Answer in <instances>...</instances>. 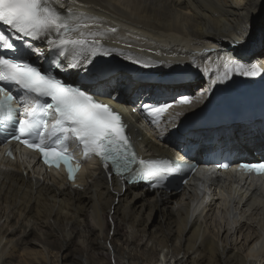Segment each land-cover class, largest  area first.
I'll return each mask as SVG.
<instances>
[{
	"label": "bare ground",
	"instance_id": "obj_1",
	"mask_svg": "<svg viewBox=\"0 0 264 264\" xmlns=\"http://www.w3.org/2000/svg\"><path fill=\"white\" fill-rule=\"evenodd\" d=\"M252 2L59 0V5L76 12H80L81 8L90 9L93 12L90 15L99 18L93 30L100 31L105 24L115 28L119 24L127 26V22H132L134 30L142 33L148 31L163 39L164 51L180 53L183 61H189L191 67H195L199 55L211 54L214 48L230 47L234 41L252 42L258 34H263L260 36L262 39L253 44L249 59L264 63V32L256 30L257 26L264 25V10L252 9ZM249 59L244 62L249 64ZM206 68L210 69L211 66ZM116 78L120 81L119 85L108 82L103 84V89L113 90L111 94H118V97L121 93L115 90L121 89V86L128 96L138 89L128 74L121 73ZM196 85L200 86L201 82L191 88ZM139 137L150 149L155 148L165 154L166 151L155 143L152 133L140 130ZM238 141L241 146H246L253 144L255 138L244 133ZM224 189L228 197L238 194L241 197L247 191L239 192L233 184H226ZM256 193L259 197L254 203L260 209L256 207L255 212L261 210V205L264 206V185H259ZM181 195L179 191L150 194L143 188L123 189L114 179L103 178L96 179L85 191L71 190L61 182L48 178L35 180L26 177L20 170L0 172V201L12 208L8 213L5 208L4 215L9 221L18 217L16 223H21L17 227L1 223L0 220V264H127L123 260L127 254L129 264H178L174 256L169 257L171 251L161 258L162 251H153L152 256L145 250L146 243L151 239L161 241L163 247H170L171 244L174 253L184 252L186 261L192 264H264V218L261 212L246 221L233 217L236 224L234 229H230L226 224L229 222L221 220L223 213L220 210L217 213L214 208L202 210L201 198L189 201L184 199L185 194L183 197ZM236 209H239L237 205ZM153 215L160 218L158 226L150 225ZM52 216L64 224L73 221L74 229H70V236L66 234L53 242L44 240L53 236L56 230L49 225L46 226L47 232L39 234L35 221L44 223V218ZM81 217H84L83 222L79 220ZM82 223L87 233L84 246L76 242ZM128 224L135 228L130 233L127 231ZM112 225L115 231L113 238L110 237ZM148 231L152 238L145 243L140 233L146 235ZM31 233L45 237L40 241L42 250L36 249L41 246L36 243L38 238L30 239ZM117 237L124 244L118 245ZM74 245L76 249L72 250ZM125 245L132 250L126 252Z\"/></svg>",
	"mask_w": 264,
	"mask_h": 264
},
{
	"label": "snow or ice",
	"instance_id": "obj_2",
	"mask_svg": "<svg viewBox=\"0 0 264 264\" xmlns=\"http://www.w3.org/2000/svg\"><path fill=\"white\" fill-rule=\"evenodd\" d=\"M251 8L264 10V0H253ZM98 21V17L70 7L62 11L52 0H0V25L7 26L16 37L10 39L0 31V135L5 141L15 140L38 151L50 167L59 168L63 163L69 179H75L80 167L79 162L73 165L74 156L69 151V145L75 144L85 158L98 157L110 173L127 175L130 182L148 181L155 188L167 176L183 171L185 165L138 157L121 114L99 99L105 95L100 78L108 69L97 58L108 57L117 50L106 48L98 37L117 29L93 30ZM45 51L50 61L48 69L32 59H43ZM132 63L152 66L136 59ZM69 70L77 74L83 70L96 77V84L68 83L60 74ZM233 72L245 77L261 75L258 65L229 58L212 83L228 80ZM178 99L181 103L191 102L188 95ZM15 102L22 106L14 107ZM142 107L158 117L171 105L165 102ZM239 167L264 174V162L242 163Z\"/></svg>",
	"mask_w": 264,
	"mask_h": 264
},
{
	"label": "rangeland",
	"instance_id": "obj_3",
	"mask_svg": "<svg viewBox=\"0 0 264 264\" xmlns=\"http://www.w3.org/2000/svg\"><path fill=\"white\" fill-rule=\"evenodd\" d=\"M259 32H262V31H259ZM264 32V31H263ZM258 36V35H257ZM256 36V37H257ZM181 197H183V194L181 195ZM175 205V204H174ZM0 207H1V210H2V213H0V220H1V223H6L7 225H9V224H11V225H14V226H19L20 224H17L16 222L18 221V217H16V218H14V220H10L9 221V219H8V217L6 216V215H4V210H5V208H6V212L8 213V212H10L11 211V207L8 205V204H6V203H2V201H0ZM148 211V210H147ZM146 211V212H147ZM71 212V211H70ZM13 214H15V213H12V215ZM17 214V213H16ZM72 214V213H71ZM155 216V217H154ZM22 218V217H21ZM83 218V219H82ZM21 220V219H20ZM44 221V223H42L41 221L40 222H38V221H35L37 224H36V227H37V231H38V233L39 234H42V233H45V232H47V230H48V228L46 227V226H52L53 225V227L55 228V230H56V232H54V235L53 236H50L49 238H47V239H44L45 237L44 236H42V235H40V236H36L35 234H33V233H31L30 234V239H34V237L35 238H38V241H36V243L37 244H40V246L41 247H37L36 249L37 250H42V247H43V244H42V242H40V241H42V239H44V240H49V242H53V241H55L58 237H61V238H63L64 237V235H69L70 236V233H71V230L70 229H74V227H73V221H70L69 223L68 222H66L65 224H64V222H59V221H56V218L55 217H47V218H44L43 219ZM79 220L81 221V222H83L84 221V217H81V218H79ZM22 221V220H21ZM75 221V220H74ZM14 222V223H13ZM34 222V223H35ZM159 222H160V218H159V216L158 215H153V217H152V219H151V224L150 225H154V226H158L159 225ZM32 224H33V222H31ZM83 225V226H82ZM82 227H80V228H78L79 230H80V236H78L77 238H76V242H79V243H81L83 246H84V243H83V241H84V237H85V235L87 234L86 232H85V226H84V224L82 223ZM149 225V226H150ZM64 227V228H63ZM137 228H139V229H143V227H136V229ZM135 228H133L130 224H128L127 225V231L129 230V233L132 231V230H134ZM42 232V233H41ZM66 232H68V233H66ZM114 233H115V231H114V226L112 225V228H111V231H110V237L112 236V238L114 237ZM148 234H144L143 232H141L140 234L142 235V236H144V241L143 242H148V239L150 240V238H152L151 236V234H150V231H148L147 232ZM17 235H20V233H18ZM17 235L15 236V237H17ZM119 237H117V241H119L118 242V245H121V244H124L123 243V240H121L120 238L118 239ZM158 241V242H157ZM153 242V243H152ZM160 243V244H159ZM147 245H145V247H144V249L145 250H147L148 252H150L151 253V255L152 256H154L152 253H153V251H157V253L159 252V251H162V254H161V258L162 257H165V255H168V252H170V254H169V257L171 258V257H173V258H175L174 260H176V261H178V264H192V263H190L189 261H186L187 260V256H185V253L184 252H182V253H180V254H178V253H174V250H173V247L171 246V244H170V247H163L164 246V243H162L161 241H159V240H157V239H151L150 241H149V243H146ZM125 247H126V245H125ZM127 249H126V252H129V251H131L132 249H130L129 247H126ZM132 248H134L133 246H132ZM76 249V246L74 245L73 247H72V250H75ZM129 250V251H128ZM57 250H55V252H56ZM164 251V252H163ZM96 252V251H95ZM98 252V251H97ZM128 255L129 254H127L126 255V258H123V260H124V262L125 263H127V264H129L128 262H129V257H128ZM133 258V257H132ZM87 263V262H86Z\"/></svg>",
	"mask_w": 264,
	"mask_h": 264
}]
</instances>
